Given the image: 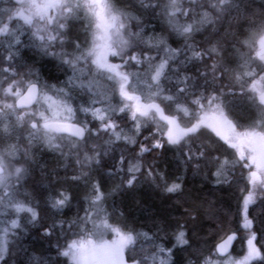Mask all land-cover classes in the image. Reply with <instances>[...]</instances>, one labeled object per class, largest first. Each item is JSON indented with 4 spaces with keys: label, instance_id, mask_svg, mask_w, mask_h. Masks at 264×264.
<instances>
[{
    "label": "snow or ice",
    "instance_id": "1",
    "mask_svg": "<svg viewBox=\"0 0 264 264\" xmlns=\"http://www.w3.org/2000/svg\"><path fill=\"white\" fill-rule=\"evenodd\" d=\"M141 3L145 7L160 9L167 18L170 35L180 38L186 49V61L182 63L200 61L205 65V70L199 74L203 77V85L195 77H181L176 70L169 69V61L176 58L179 50L172 49L164 36H148L147 39L138 40L139 32L131 27L138 17L121 11L112 0H15L7 11V19L4 13H0V37H12L15 43H20L14 31L17 25L13 21L22 22L32 30L30 36L34 41L39 42L35 46L48 52L56 43L63 45L64 30L69 21L82 18L88 21L85 28L90 42L81 47L77 41L75 47L79 54H64L63 62L73 68L75 79H80L77 72L87 68L107 83L105 91L100 92L89 81L86 87L95 99L90 106L79 109L86 114L90 112L94 119L101 122L99 129L93 133L87 122L76 120L71 97L63 89L45 90V86L38 81L21 78L12 65L0 68V137H11L16 128H25L30 143L40 142L61 154L67 149V154L74 156L76 164L80 166V174L72 179L81 180L88 177L86 169L90 165L100 162L102 153L99 145H92L91 154L88 151L89 140L100 131L108 134L107 144L124 140L135 145V135H139L141 128L150 121L156 127L154 142L150 146L141 144L137 155L160 149L164 142L181 150L187 146L188 151L184 155L196 167L205 158V151H193V138L204 131L214 134L236 153L235 160L214 157L218 165L214 173L217 182H221L220 177L227 182L228 175L238 164L247 170V179L253 191L243 202L242 228L247 232V254L240 259L228 254V249L237 239V234L233 232L216 245L215 252L205 257L203 264L264 261L256 246V233L251 231L252 221L247 216L248 205L254 202V190L257 186L264 189V67L257 72L250 64L253 59L264 62V18H258L255 13H246L240 24L244 38L229 42L216 37L219 36V25L224 21L225 14L231 13L233 8L239 9L238 0H191L188 7H184V0H167L163 5L153 0H148L147 4L141 0ZM237 19L239 21L241 18ZM209 27L211 32L206 42L198 45L194 39L196 33ZM245 48L250 50L251 55L243 51ZM151 49H157V55L160 52L165 54L158 63ZM230 55L238 58L237 68L231 67L234 61L229 58ZM109 57L119 58L120 63L110 62ZM81 64L83 67H78ZM132 65L140 70H124L125 66ZM173 75L176 76L175 81ZM229 75L231 85L225 83ZM169 84L171 87H168ZM109 89L118 93L122 103L117 107H95L98 103L103 104ZM237 94L246 95L257 108V115L248 127L235 122L228 110V98ZM158 100L169 102V107L174 110L166 112ZM193 105L194 108L191 107ZM117 111L130 114L135 122L133 136L117 130L118 125L110 115ZM18 151L13 144L0 154V214L9 208L16 214L15 218L0 227V264H7L5 257L9 252V236H16L15 230L23 227L20 214H28L24 218L27 223H34L38 219V212L27 201V195L24 194L25 199L17 198L20 194L17 185L25 178L27 170L22 165L13 164L8 157L15 156ZM106 153L107 149H104L103 154ZM119 164H124L123 155ZM120 170L123 169H117ZM140 171L139 161L129 162L127 172L130 175L125 181L126 187L133 186L137 181L136 173ZM146 175L168 194L182 191L180 182L169 183L163 173L155 172L151 167ZM104 199L105 193L99 182H94L89 208L83 217L74 222L80 229L78 238L66 242L60 253L68 258L69 264H173V250L190 246L188 231L196 216L187 210L188 219L183 222L175 220L163 226L162 230H170L174 238L173 245L165 247L147 233L124 231L110 223ZM68 201L69 196L61 192L59 198L51 200V206L60 209ZM108 233H112L113 238H107ZM45 234H49L48 230ZM140 236L154 245L152 252L136 255ZM126 251L131 257L130 261L125 258ZM140 251L143 253L142 247ZM220 256L224 259H218Z\"/></svg>",
    "mask_w": 264,
    "mask_h": 264
},
{
    "label": "trees",
    "instance_id": "2",
    "mask_svg": "<svg viewBox=\"0 0 264 264\" xmlns=\"http://www.w3.org/2000/svg\"><path fill=\"white\" fill-rule=\"evenodd\" d=\"M9 1L0 0V10L4 8L1 13H4L5 19H7L8 9L13 6ZM112 2L121 11L138 17V21H133L131 24L133 30L140 34L138 40L147 39L148 36H164L168 38V44L172 49L179 50L176 58L169 61V69L176 70V74L181 77L184 75L195 77L201 85L204 84L203 77L199 74L205 70V65L200 61L182 63L186 61L184 44L180 38L170 35L167 18L160 9L145 7L141 0H112ZM153 2L163 5L167 3V0H153ZM144 3L147 4L148 0H144ZM190 3L191 0H184V7H188ZM238 4V10L233 8L231 13L225 14L224 21L219 25L220 33L216 39L229 42L242 40L244 36L240 24L246 13H255L258 18H264V0H238ZM238 17L241 18L239 21ZM71 22L72 24L64 33L67 44L66 46L65 43L60 44L58 54L37 50L38 47L35 46L37 42L26 35L19 36L18 44L9 37L7 40L11 41V44L1 46L3 50L0 54V68L12 65L21 78L25 79L28 74H32L34 77L31 79L43 82V86L47 84L55 86L58 90L63 89L71 97L70 103L76 115L81 118L82 111L79 109L82 106H90L95 99L86 87L89 81H92L93 87L100 92L105 91L107 82L98 75L90 73L87 68L77 72L79 74L76 73V75L80 79H75L73 68L63 63L64 54L72 56L77 54L75 43L80 39L83 40L80 42H84L85 38L79 34L86 32L85 25L88 23L82 18L71 20ZM13 23L17 24L16 21ZM210 32L209 27L203 32L196 33L195 42L198 45L205 43ZM140 47L143 48L144 45L141 44ZM229 47L231 49V45ZM150 51L156 57L157 63L165 55L163 52L157 55V49ZM243 51L251 55L249 49L245 48ZM10 56L11 59H9ZM229 58L234 61L231 67L237 68L238 58L235 55H230ZM111 61L120 63L117 57H111ZM250 64L257 72L264 67L258 59L251 60ZM124 70L137 72L140 69L132 65L125 66ZM172 79L175 81L176 76L173 75ZM225 83L232 84L230 75L225 78ZM168 87H171V84ZM228 100V110L235 122L244 127L253 123L257 108L246 95L237 94L235 97H229ZM158 102L161 101L158 100ZM120 103L121 98L118 93L107 90L104 106L116 107ZM98 105L100 104L94 106ZM161 105L166 112L174 110L169 107V102H161ZM89 115H91L90 112L85 114L84 120L79 119V121L87 122L88 128L96 133L101 122ZM110 115L117 123L118 131L122 130L123 134L130 137L134 135L135 122L129 119L127 112H113ZM155 130V124L149 121L147 126L141 128L139 135H135L134 138L137 141L135 145L128 144L124 140L107 144L105 141L108 134L103 131L92 135L88 144L89 153H92V145L96 144L100 146L99 150L102 154L99 156L98 164L93 163L86 169L89 173L88 177L81 180L72 179L74 175L80 174V166L76 164L74 156L67 154V149L64 150V154H61L60 151L50 150L40 142L30 143L25 128H16L11 137H0V154L1 149L7 150L10 145L15 144L19 149L16 152L15 163L27 170L25 178L17 185L20 193L17 196L18 199H25L24 194H26L27 201L38 212V219L34 223L25 221L27 213L20 214L23 227L15 230L16 236H9V252L5 257L7 264H69L68 258L60 253L66 242L78 238L80 229L74 222L83 217L89 208L94 182H99L101 190L105 193L103 204L110 223L121 227L124 231L147 233L156 243H162L165 247H171L174 238L170 230H162L163 226L175 220L183 222L188 219L186 210L196 216V220L188 231L190 246L174 249L173 263L198 262L201 258L214 253L215 243L230 232H236L238 236L229 254L234 259L242 258L246 251L244 239L247 237L246 230L242 228L243 202L246 194L253 191L247 179V170L237 164L228 175L227 182H223L224 178L220 177L221 182L218 183V178L214 175L218 167L214 157L235 160V150L229 148L214 134L204 131L202 135L198 134L193 138L194 144L191 145L193 151L197 149L205 151V158L199 161V167L187 161L184 155V152L188 151L187 146L181 150L178 146L169 145L166 142L162 148L153 149L138 156L140 144L150 146L154 142L152 136L155 137ZM147 135L150 136L145 140L144 137ZM104 149H107L106 154H103ZM122 155L124 164L120 165L119 159ZM137 161L141 164V171L136 173L137 181L128 188L125 186V181L130 175L127 167L129 162ZM149 167L155 172L163 173L169 183L180 182L182 191L177 194L166 193L146 175ZM118 168L123 170L117 171ZM61 192L69 196V201L63 208H53L51 200L59 198ZM4 210L6 212L0 214L3 218L2 227L8 223L7 218L16 217L10 208ZM247 216L252 221L251 231L257 234L256 246L264 256V189L259 186L254 190V202L248 205ZM46 230L49 234H45ZM107 237H113V234L108 233ZM141 247L143 253L140 251ZM153 250L154 245L140 236L137 241L136 255L150 253ZM125 255L128 260L131 259L128 252ZM221 258L224 257H218V259ZM253 264H264V261L257 260Z\"/></svg>",
    "mask_w": 264,
    "mask_h": 264
},
{
    "label": "rangeland",
    "instance_id": "3",
    "mask_svg": "<svg viewBox=\"0 0 264 264\" xmlns=\"http://www.w3.org/2000/svg\"><path fill=\"white\" fill-rule=\"evenodd\" d=\"M5 1V0H4ZM10 1L12 2V3H10ZM9 1V3H10V5L12 4H14V2H15V0H10ZM11 5V6H12ZM4 10V8H1V10H0V13L2 12ZM70 24H72V22L71 21H69V23H68V27L67 28H69V25ZM17 26H16V28L14 29V31L16 32V34H17V36H18V38H19V36L20 35H26V36H28V37H30V38H32V39H34L33 37H31L30 36V32L32 31L31 29H29L28 28V26L27 25H23L22 24V22H21V24H19V23H17L16 24ZM67 30V29H66ZM66 30H64V33L66 32ZM74 33H75V30H74ZM79 34V33H78ZM79 36H81V37H83V38H85L84 39V42L82 43L83 44V46H84V44H85V46L90 42V35H89V33H88V31H86L85 33H80L79 34ZM80 37V38H81ZM9 37H3V39L1 40V46H4L5 47V45L6 44H10V41L9 40H7ZM6 40V41H5ZM80 41H83L82 39H80L79 40V42ZM37 43H39L38 41H36ZM34 49H35V47H33ZM37 50H39V51H44L43 49H40V48H37ZM59 51H60V46H58V44H54V46L47 52V53H50V54H53V53H56V54H58L59 53ZM61 52H62V50H61ZM76 55H78L79 53H78V50H76ZM261 62V61H260ZM64 63V62H63ZM65 64V63H64ZM63 65V64H62ZM66 66H69L68 64H65ZM67 68V67H66ZM86 70V69H85ZM79 73H77V75H78ZM32 77H34L32 74H28V76L25 78V79H31ZM31 80H33V81H36V79H31ZM67 81H68V78H67ZM39 84L40 85H44V83L43 82H41V81H39ZM48 89H53V90H57L58 91V89L55 87V86H48L47 84L45 85V90H48ZM51 94V93H50ZM120 97V96H119ZM121 103H122V101H121ZM120 103V104H121ZM119 104V105H120ZM118 105V106H119ZM35 107V106H34ZM97 107H105L104 106V104H100V105H98ZM117 107V106H116ZM75 110V109H74ZM82 113V117L81 118H79L77 115H75V118H76V120L77 121H79V119L82 121V120H84L85 119V114L86 113H84V112H81ZM117 113H119L118 111H117ZM128 116H129V119L131 120V118H130V114L128 113ZM78 117V118H77ZM89 117H93L92 115H89ZM99 121V120H98ZM87 125H88V123H87ZM89 126V125H88ZM156 131V130H155ZM152 132H154V130L152 131ZM150 135H147V137H149ZM152 140H154V137L152 136ZM141 145V144H140ZM140 147V146H139ZM6 150V149H5ZM4 149H1V154L5 151ZM15 156H16V154H15ZM15 156H13V157H8V159H10L11 160V162L13 163V164H15V165H18V164H16L15 163ZM18 166H20V165H18ZM18 198V197H17ZM6 211L5 210H3V213L2 214H4ZM15 214V213H14ZM10 218H7V221L8 222H10ZM2 223H3V218L2 217H0V227H2ZM107 238H109V239H111V238H113V237H107ZM127 252V251H126ZM243 256H245V254L243 255ZM233 258V257H232ZM222 259H224V258H221V260ZM203 260H204V258H201L199 261L200 262H197V263H194V262H191V261H188V263H185V264H190V262H191V264H203ZM257 260H253V261H251V264L252 263H254V262H256ZM173 264H175V263H173Z\"/></svg>",
    "mask_w": 264,
    "mask_h": 264
},
{
    "label": "flooded vegetation",
    "instance_id": "4",
    "mask_svg": "<svg viewBox=\"0 0 264 264\" xmlns=\"http://www.w3.org/2000/svg\"><path fill=\"white\" fill-rule=\"evenodd\" d=\"M3 39V37H0V54H2L1 53V51L3 50V48L1 47V40ZM65 41H66V34H65V39H64V43H65ZM80 43V45H81V47H83V44H82V42H79ZM56 44H58V46H60V44L59 43H56ZM66 44H67V42L64 44L65 46H66ZM62 53V52H61ZM109 61L110 62H112L111 61V57H109ZM113 63V62H112ZM263 65H264V62H261ZM39 83V82H38ZM172 259H173V261H174V258L172 257ZM198 262H200V261H198ZM195 263H197V262H195Z\"/></svg>",
    "mask_w": 264,
    "mask_h": 264
},
{
    "label": "water",
    "instance_id": "5",
    "mask_svg": "<svg viewBox=\"0 0 264 264\" xmlns=\"http://www.w3.org/2000/svg\"><path fill=\"white\" fill-rule=\"evenodd\" d=\"M231 233H233V232H230V233H228V234H231ZM235 233H236V232H235ZM228 234H226L223 238H221L219 241H217V242L215 243V245H214V251H215L216 245H217L218 243H220L223 239H226V237H227ZM236 234H237V233H236ZM237 236H238V234H237ZM233 243H234V241H233ZM233 243H232L231 247L228 249V254H229L230 251H231V248H232V246H233ZM245 243L247 244L246 240H245ZM220 257H223V256H220ZM125 258H126V257H125ZM126 260H127V259H126Z\"/></svg>",
    "mask_w": 264,
    "mask_h": 264
}]
</instances>
